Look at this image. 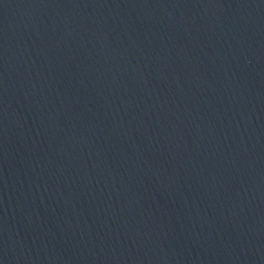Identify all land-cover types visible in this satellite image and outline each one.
<instances>
[{
  "label": "water",
  "instance_id": "obj_1",
  "mask_svg": "<svg viewBox=\"0 0 264 264\" xmlns=\"http://www.w3.org/2000/svg\"><path fill=\"white\" fill-rule=\"evenodd\" d=\"M0 264H264V0H0Z\"/></svg>",
  "mask_w": 264,
  "mask_h": 264
}]
</instances>
